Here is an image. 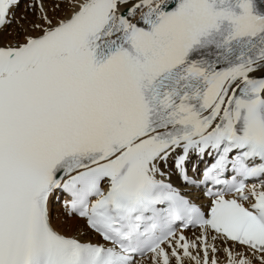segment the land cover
<instances>
[{
    "label": "snow or ice",
    "instance_id": "snow-or-ice-1",
    "mask_svg": "<svg viewBox=\"0 0 264 264\" xmlns=\"http://www.w3.org/2000/svg\"><path fill=\"white\" fill-rule=\"evenodd\" d=\"M21 2L0 0V264H264V0H33L8 32Z\"/></svg>",
    "mask_w": 264,
    "mask_h": 264
},
{
    "label": "bare ground",
    "instance_id": "bare-ground-1",
    "mask_svg": "<svg viewBox=\"0 0 264 264\" xmlns=\"http://www.w3.org/2000/svg\"><path fill=\"white\" fill-rule=\"evenodd\" d=\"M32 2H33V0H28V2L25 3V5L22 9H19V7H17L13 10L14 11L13 19L15 22L9 27V29L7 30L8 32L14 33L18 29L19 24H23L24 27H27L29 25V22L37 19V17L35 16V13L37 12L38 16H39V11L37 9L34 12V10L31 9L30 5L32 4ZM44 3L49 8V10L51 12L53 0H44ZM25 16L27 17L26 20L23 19ZM0 35H2L4 39L8 38L6 33L0 34ZM166 170L170 174L171 181L176 185L177 188H179L181 190V192H183L184 194H187L189 196H192L195 199H198V198L201 199L199 191H194V190L191 191V190H189L188 186H184L182 184H179L180 181L177 179V174H176L174 165H172L171 162H170V164ZM63 204L64 203L62 201L53 203V207H52L53 220L55 223H57V225L61 228V230H69L70 231V229H66L64 226V222L67 218L65 216V209H64ZM70 223L71 224H77L80 222L77 220H73V221H70ZM194 232L197 235L199 234L197 230L185 231V234L188 235L189 237H192ZM84 238L87 239V238H94V237L86 236ZM226 246L227 245L218 244V247H226ZM220 259H221V261L223 260V253L222 252L220 253Z\"/></svg>",
    "mask_w": 264,
    "mask_h": 264
},
{
    "label": "rangeland",
    "instance_id": "rangeland-1",
    "mask_svg": "<svg viewBox=\"0 0 264 264\" xmlns=\"http://www.w3.org/2000/svg\"><path fill=\"white\" fill-rule=\"evenodd\" d=\"M27 2H28V0H22V2L20 3L19 9H22L24 7L25 3H27ZM35 16L38 18V13L37 12L35 13Z\"/></svg>",
    "mask_w": 264,
    "mask_h": 264
}]
</instances>
